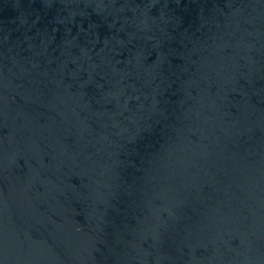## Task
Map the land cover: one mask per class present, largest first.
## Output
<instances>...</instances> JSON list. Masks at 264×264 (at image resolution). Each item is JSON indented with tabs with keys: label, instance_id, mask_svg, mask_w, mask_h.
I'll use <instances>...</instances> for the list:
<instances>
[{
	"label": "water",
	"instance_id": "95a60500",
	"mask_svg": "<svg viewBox=\"0 0 264 264\" xmlns=\"http://www.w3.org/2000/svg\"><path fill=\"white\" fill-rule=\"evenodd\" d=\"M0 264H264V0H0Z\"/></svg>",
	"mask_w": 264,
	"mask_h": 264
}]
</instances>
